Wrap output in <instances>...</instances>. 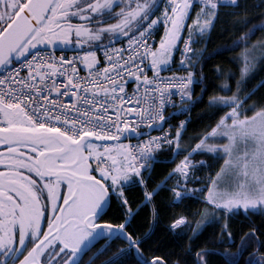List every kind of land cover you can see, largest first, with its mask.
Masks as SVG:
<instances>
[{"label":"trees","instance_id":"1","mask_svg":"<svg viewBox=\"0 0 264 264\" xmlns=\"http://www.w3.org/2000/svg\"><path fill=\"white\" fill-rule=\"evenodd\" d=\"M122 4L98 11L85 21L109 26L117 20V7ZM230 4L217 6L207 32L191 35L190 60H184L180 71L190 73L195 82L187 89L189 102L169 113L173 119L189 113L186 130L177 145L157 153L158 161L152 165L144 187L129 184L120 202L111 199L103 220L116 227L123 225V232L100 243L83 264H264L261 212L223 216L197 193L177 196L170 180L174 166L184 157L213 163L215 157L196 150L229 110L237 109L241 117L264 111V0H234ZM149 7L141 24L132 22L120 34L87 40L89 43L79 49L97 50L138 33L158 13ZM193 7L190 18L195 12ZM185 32L186 27L183 36ZM161 33L159 27L156 39ZM51 40L56 49L70 50ZM173 63H179L177 53ZM3 108L0 105V114ZM146 193H151L148 201L144 199ZM127 209L131 213L125 221ZM178 219L185 220L184 226L172 232L170 226Z\"/></svg>","mask_w":264,"mask_h":264},{"label":"built area","instance_id":"2","mask_svg":"<svg viewBox=\"0 0 264 264\" xmlns=\"http://www.w3.org/2000/svg\"><path fill=\"white\" fill-rule=\"evenodd\" d=\"M152 28L98 50L63 51L47 35V18L42 47L0 69V105L18 111L34 128L72 140H110L85 142L97 174L108 180L106 167L121 161L123 174L144 187L157 153L176 144L186 130L188 113L175 123L167 118L189 102L187 89L195 82L180 71L184 60L160 61ZM145 198L150 200L151 193ZM178 226L173 223L171 231L178 232Z\"/></svg>","mask_w":264,"mask_h":264},{"label":"flooded vegetation","instance_id":"3","mask_svg":"<svg viewBox=\"0 0 264 264\" xmlns=\"http://www.w3.org/2000/svg\"><path fill=\"white\" fill-rule=\"evenodd\" d=\"M97 1L57 0L52 22L49 15V36L62 47H72L79 41L70 33L57 37L61 29H98L92 20L77 19L92 18ZM25 2L0 0V32ZM11 126L15 125L3 121L0 131ZM33 135L34 143L5 145L0 140V264H83L100 243L117 233L110 228L112 236L103 232L108 229L104 224L110 225L103 214L114 197L84 145L39 131Z\"/></svg>","mask_w":264,"mask_h":264},{"label":"rangeland","instance_id":"4","mask_svg":"<svg viewBox=\"0 0 264 264\" xmlns=\"http://www.w3.org/2000/svg\"><path fill=\"white\" fill-rule=\"evenodd\" d=\"M121 2H123L122 6L117 7V20L109 26L93 28L91 32L89 28L83 27L73 28L74 32L66 28L61 29L59 32L61 34H57V37L67 36L66 33H70L79 41L72 47L63 46L62 49H79L82 46L80 41L87 42L92 39L89 41L91 42L103 38L104 34H120L123 27L132 22L141 24V20L145 18L143 17L145 10L149 6L158 13L142 29L149 30L152 26L153 30H157L163 27L176 0H100L95 2L91 12L112 9ZM233 2L234 0H198L196 4H193L196 6L195 12L191 18L189 15L185 25V35H182L175 50L179 61L190 60L188 55L190 51H185V46L189 44L192 34H204L209 30L218 4ZM54 14L56 12L53 11L50 19L52 15L54 17ZM78 18L86 20L87 17L79 15ZM51 22L49 21V26ZM40 43L39 37L32 39L17 53V56ZM159 59L164 60L163 57ZM159 65L162 64L159 63ZM1 118V123L7 121L15 126L32 127L28 120L16 110L3 108ZM196 151L211 154L215 157L214 161L212 164H206L204 161L195 162L190 157L179 159L170 173V180L173 181L172 187L177 196H190L197 193L200 199L206 197L208 204L223 212V216L226 214L235 216L239 213L246 215L248 211L261 212L264 215V111L241 117L237 109L229 110L218 127ZM118 152L122 154V149L118 148ZM120 164L121 161L115 168L111 165L106 167L111 178L105 181L109 191L119 202L123 188L137 182V178L123 174ZM195 182H198V185L192 186ZM99 196L97 195V198H100ZM176 222L184 226L185 220L178 219ZM202 224L204 225L205 222ZM203 225H200V229ZM119 227L123 228V225ZM103 232L112 236L109 228Z\"/></svg>","mask_w":264,"mask_h":264},{"label":"water","instance_id":"5","mask_svg":"<svg viewBox=\"0 0 264 264\" xmlns=\"http://www.w3.org/2000/svg\"><path fill=\"white\" fill-rule=\"evenodd\" d=\"M56 2L57 0H26V2L18 9L12 19L0 32V69L15 57V55L27 41L38 38L40 36V34L42 33L41 25L46 17L52 13L53 7L55 6ZM36 49H38V46H34L30 50L22 54V56H20L18 60L30 55ZM36 131L68 139L67 137L57 132H48L40 129L28 131L18 129L15 126H11L9 129L0 131V140H3L5 145H9L12 142L34 143L37 137L33 134ZM86 140H92L95 142L110 141L84 136L82 139L75 142L78 143L79 146H82ZM50 142L54 143L57 142V140H50ZM99 184L101 185L100 182ZM104 225L111 230L116 231L117 233L123 232V229H120L116 226L107 224ZM130 242L133 243V240H130Z\"/></svg>","mask_w":264,"mask_h":264},{"label":"bare ground","instance_id":"6","mask_svg":"<svg viewBox=\"0 0 264 264\" xmlns=\"http://www.w3.org/2000/svg\"><path fill=\"white\" fill-rule=\"evenodd\" d=\"M197 1L198 0H178V1L176 0V2H174V5L171 9L170 14L167 16L166 21L163 23L162 33H161L160 38L157 41V53H158V57H163L165 60L163 61L167 62V64L171 62L172 56L174 55V52L179 42L182 39L186 21L194 6L193 4ZM218 5H225V4H218ZM48 18H49V15H48ZM188 116H189V113H188ZM167 119H168V122H172V123H175L178 120V119H173V117L170 114L168 115ZM188 121H189V118H188ZM144 175L145 177H147L148 174H144Z\"/></svg>","mask_w":264,"mask_h":264}]
</instances>
